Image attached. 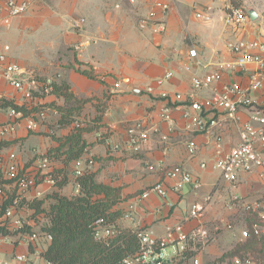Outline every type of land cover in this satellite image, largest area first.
Returning a JSON list of instances; mask_svg holds the SVG:
<instances>
[{"label": "crops", "instance_id": "1", "mask_svg": "<svg viewBox=\"0 0 264 264\" xmlns=\"http://www.w3.org/2000/svg\"><path fill=\"white\" fill-rule=\"evenodd\" d=\"M242 2L247 15L250 8L259 15L264 12L257 5H249L248 0ZM163 4L170 6L166 15L160 10ZM231 8V0H42L10 24L0 23V52L9 46L10 61L34 74L41 83L40 91L27 100L5 80L0 81V124L9 120L11 105L25 110L15 131L0 139L3 162L15 155L18 168L32 173L36 162L47 157L55 176L68 179L61 189L39 184L24 196L19 213L26 228H31L27 232H43L48 221L44 213L36 214L31 204L40 203L48 211L55 202L53 194L69 198L80 194L74 172L76 161L68 158L69 150L75 147L71 138L77 135L85 145L80 160L93 161L84 172L94 173L97 182L119 190L121 200L113 208L122 212L116 222L118 228L133 232L143 229L161 236L168 226L184 222L191 206L208 197L213 201L205 220L225 215L224 201L230 184L210 163L214 156L212 138L220 134L229 150L239 143L238 130L231 122L223 121L207 134L188 132L175 96L209 98L211 90H195L191 78L231 61L230 42L264 41V20L249 18L244 26L235 27L227 22ZM154 11L157 20L142 28L141 21ZM81 18L86 20L85 25L73 29V23ZM159 23L165 24L162 32L157 27ZM45 32L49 34L44 37L41 33ZM193 49L198 55L195 60L188 55ZM166 72H172L173 77L158 86L156 81ZM234 81L245 84L247 79L228 71L213 87L222 88ZM51 84L67 85L68 92L85 103L67 101L53 92ZM252 97L264 107V87ZM166 106L172 108L171 122L162 117ZM38 110H47V118L37 129L29 130L27 117ZM214 117L222 116L207 115L209 120ZM240 117L246 122L249 115L241 111ZM135 126L150 132L139 153L126 146L128 131ZM190 140L199 148L196 156L188 153L186 144ZM204 161L209 162L206 169L200 166ZM175 166L183 167L201 187L186 185L181 192L169 190L165 199L156 194L140 199L157 183L171 187L173 181L165 177L164 170ZM252 179L242 177L241 193H251L258 187ZM0 186L10 199L16 197L12 182L0 179ZM37 192L42 193L41 197L36 198ZM126 213L132 214V221L124 218ZM196 225L191 221L185 228L190 230ZM19 240V234L2 238L0 258L10 260L16 253H29L34 264L46 263L33 246L21 245ZM208 251L213 259L219 257L216 245L209 246Z\"/></svg>", "mask_w": 264, "mask_h": 264}, {"label": "built area", "instance_id": "2", "mask_svg": "<svg viewBox=\"0 0 264 264\" xmlns=\"http://www.w3.org/2000/svg\"><path fill=\"white\" fill-rule=\"evenodd\" d=\"M42 0H0V23L8 25L13 19L20 17L31 10ZM161 13L166 15L170 11L168 4L160 5ZM158 14L154 11L148 19L141 21V27L145 28L149 23L157 20ZM198 18L207 17L197 14ZM264 20V12L260 14ZM249 17L244 9L231 8L227 22L235 27L244 26ZM86 20H76L72 27L75 30L82 29ZM157 27L162 32L165 24L159 23ZM233 59L216 65L213 71H205L202 75L191 78V84L197 91L211 90V96L205 99H196L195 95L177 94L176 103L182 108L183 119L186 120V130L192 133H210L221 122L227 121L235 125L239 134V143L227 150L224 139L220 134L213 136L214 156L210 163L214 170L218 171L221 179L230 184V191L224 201L227 218L215 219L210 222L205 220L207 208L213 201L212 197L191 206L184 222L168 226L161 236L153 232L137 229L134 231L138 239V249L135 253L126 256L121 264H174L178 260L188 259L190 264H205L203 254L210 242L217 240L222 232H229L237 243L246 244L252 237L264 238V107L252 97V94L264 87V41L240 40L228 44ZM10 47L5 46L0 52V81L5 80L12 88L21 92L25 99H33L36 92L40 91L39 79L22 66L9 59ZM189 58L198 57L195 49L190 50ZM206 68V67H205ZM189 70V66L186 67ZM230 71L236 76L245 77L247 82L234 81L222 88H214L215 84L222 82L223 76ZM173 77L172 72H166L156 83L162 86ZM152 92V88L149 89ZM170 106L162 111V117L171 122ZM241 111H247L248 121L243 122ZM220 114L219 118H211L207 115ZM23 118V113L11 108L9 120L0 124V139L5 138L15 131L17 122ZM28 118V129L35 130L41 122L47 118V110L32 111ZM150 132L142 130L140 126L130 128L126 146L133 153H139L149 140ZM163 140H167L166 137ZM187 150L190 156H196L198 146L193 141L187 142ZM16 156L10 155L8 162L4 164L0 152V179L12 182L17 189L15 198L8 197L4 187L0 186V228H4L11 235L19 234V244L34 247L37 255L44 254L52 242V236L43 232H24L25 221L19 213L22 200L25 195L39 184L56 187L57 177L51 160L47 157L40 158L34 171H21L16 162ZM93 161L83 162L78 160L74 164L76 177L82 176L87 165ZM209 162H202L201 168L206 169ZM165 177L172 180V186L157 183L146 190L140 199H148L151 194H156L165 199L169 190L181 192L186 185H193L195 189L201 187L199 181H195L192 175L181 166H175L164 170ZM243 176H251L253 182L258 185L251 193L243 194L240 191ZM42 193L37 192L36 198ZM7 201L10 204L5 205ZM244 216L243 222L238 225L236 217ZM124 218L132 221L131 213H126ZM196 221L197 225L186 230L185 224ZM119 234L114 224H108L104 219L96 221L94 227V239L98 242L110 245L111 241ZM9 235V236H11ZM8 237V236H7ZM5 238V237H4ZM172 248L171 253L167 250ZM45 251V252H46ZM44 257V255H43ZM45 258V257H44ZM0 264H34L29 253H16L10 260L0 258ZM45 264H51L46 260ZM229 264H264V256L242 250L233 254Z\"/></svg>", "mask_w": 264, "mask_h": 264}, {"label": "trees", "instance_id": "3", "mask_svg": "<svg viewBox=\"0 0 264 264\" xmlns=\"http://www.w3.org/2000/svg\"><path fill=\"white\" fill-rule=\"evenodd\" d=\"M49 87L67 101L74 100L79 105L85 103L75 99L65 84H51ZM11 108L19 112L25 111L16 105H11ZM71 140L75 147L69 150L68 158L78 161L84 153L85 145L81 144L78 135ZM60 177L56 184L59 189L68 183L66 176ZM76 182L80 187L78 196L69 198L55 193L52 196L55 202L48 211L42 209L40 203L30 205L36 210V214L44 213L48 220L42 230L53 239L43 254L45 259L51 264H121L126 256L136 252L138 239L135 232L120 229L116 225L122 216L121 211L113 210L121 200L119 190L97 182L96 175L88 171L77 177ZM10 203L11 201H7L5 205ZM100 219L114 224L119 230V234L108 246L94 239L95 223ZM9 235L10 232L0 228V240ZM241 250L264 256V238L252 237L243 244Z\"/></svg>", "mask_w": 264, "mask_h": 264}, {"label": "rangeland", "instance_id": "4", "mask_svg": "<svg viewBox=\"0 0 264 264\" xmlns=\"http://www.w3.org/2000/svg\"><path fill=\"white\" fill-rule=\"evenodd\" d=\"M242 1L243 0H231V4L232 6L234 5L233 8H241V9L244 8L245 9V5L243 4ZM248 4L257 5V7H260L261 9L264 10V0H248ZM47 34H49V32H45L44 34L41 33V35H43L44 37ZM33 43L34 41L32 42V44ZM227 216H228L227 213H225V215L223 216L220 215L216 219L227 218ZM243 219H244V216L242 215L237 216L236 217L237 224L240 225L243 222ZM42 223L45 224L46 221H43ZM30 229L29 228L27 229L25 225V229L23 231L27 232V231H30ZM214 245H216V247L218 248L219 257H217V259H213L212 256L209 255L210 253L207 248L205 253L203 254V261L205 264H229L230 258L233 256V254L239 253L240 251H242L241 247L243 246L242 243H237L235 239L233 238V235H231V233L229 232L220 233L219 236L217 237V240L212 241L209 244V246H214ZM171 251H172V248H169L167 250V253H171ZM231 253L233 254L231 255ZM204 255H207L206 259L204 258ZM208 256H210V259L208 258ZM188 259L178 260L175 264L180 263V262H181L180 264H190V261Z\"/></svg>", "mask_w": 264, "mask_h": 264}, {"label": "water", "instance_id": "5", "mask_svg": "<svg viewBox=\"0 0 264 264\" xmlns=\"http://www.w3.org/2000/svg\"><path fill=\"white\" fill-rule=\"evenodd\" d=\"M248 16L252 21H256L260 17L259 13L255 9H252V8L248 9Z\"/></svg>", "mask_w": 264, "mask_h": 264}]
</instances>
